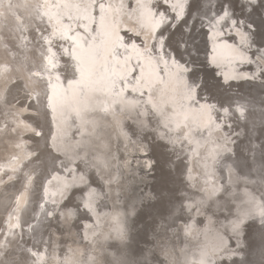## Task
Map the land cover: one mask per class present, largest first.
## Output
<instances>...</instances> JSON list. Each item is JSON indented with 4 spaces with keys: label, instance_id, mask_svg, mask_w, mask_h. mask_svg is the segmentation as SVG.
Returning a JSON list of instances; mask_svg holds the SVG:
<instances>
[{
    "label": "snow or ice",
    "instance_id": "snow-or-ice-1",
    "mask_svg": "<svg viewBox=\"0 0 264 264\" xmlns=\"http://www.w3.org/2000/svg\"><path fill=\"white\" fill-rule=\"evenodd\" d=\"M14 7L0 16V264H92L71 246L60 260L58 235L114 249L106 264H143L149 241L161 250L150 264H264V0ZM109 11L123 14L110 42L96 26ZM53 76L70 97L71 145ZM28 191L42 218L22 206ZM201 235L197 256L187 240Z\"/></svg>",
    "mask_w": 264,
    "mask_h": 264
},
{
    "label": "bare ground",
    "instance_id": "bare-ground-1",
    "mask_svg": "<svg viewBox=\"0 0 264 264\" xmlns=\"http://www.w3.org/2000/svg\"><path fill=\"white\" fill-rule=\"evenodd\" d=\"M17 0H12L13 3V8H9L7 5H4L2 7H0V16H8L9 20L11 19V15L10 13L12 11H23L22 9L18 10L14 7V5L16 4ZM123 14H121L120 16H117L115 21H113V13L111 11H109L108 16L106 18V20L101 21L100 18H97L96 20V26H97V30L101 31V25H103V29L104 32L102 34V39L106 40V41H114L115 40V32H118L121 26V17ZM54 23V21H53ZM85 23L88 24V27L91 28L92 27V23L91 21H85ZM123 23H128L131 24L132 21H128L126 17L123 18ZM7 41H5L6 43ZM67 46H71V42H69V45ZM121 53H123V49L119 50ZM73 55H75V49H73L72 52ZM65 55H67V53H65ZM10 59V58H9ZM57 60H59V55H57ZM21 73L25 74L26 73V69H21ZM95 79V76H90L87 79H85L83 82L77 84L76 88L77 91L81 88H83L85 91H87L90 87H92V81ZM52 82L53 85L55 86V95L51 101V103H53L56 107H57V112H56V116H57V120L54 121V123H59L60 125V131L61 134L63 135L64 141L66 142V144H74L75 139H78L79 136L77 134V125L74 123L73 121V116L74 114L70 113L67 115L66 118L61 116V108L60 105L62 104H67L70 102V97L65 96L64 90L62 85L57 84L55 76H53L52 78ZM247 87V86H246ZM254 95H256L257 97L260 95L258 90H254ZM41 98L43 99V96L41 94ZM122 123L123 118H121ZM27 135V134H26ZM113 150H115V144H113ZM0 163H3V161H0ZM50 187V186H49ZM50 191H54V189H52L50 187ZM242 191L241 188H237V192L240 193ZM42 195V193L40 194ZM47 199V198H45ZM37 202L38 203H44V200L39 199V196L34 197L31 191L25 192L24 193V197H23V202H22V206L27 205L29 212L31 213V209H35V216L38 218H42V214L40 213V209L37 206ZM45 208L48 207L47 204L44 205ZM103 211H108V208H104L102 209ZM3 215V209H0V216ZM25 218H31V217H25L24 215L21 216V223H23V220ZM3 219L5 221H7V216H3ZM32 223L35 224L36 223V219L32 218ZM224 223L226 224L227 221H224ZM7 225L5 224V227ZM198 227L203 228L204 225L203 224H198ZM214 228H219V225H213ZM221 231H223V229H221ZM209 236L211 237V233H209ZM27 239V237H26ZM101 243H107V244H111L112 241H108V242H101ZM188 243V251L191 252H196V255L198 256V249L199 247L206 243L204 236L202 235L200 239H198L197 242H190L189 238L187 240ZM149 247H146L143 249V252L140 254L141 256L144 257L143 259V264H150V262H153L157 259L158 254H160L161 250L156 249L155 247L152 246V242L149 241L148 242ZM53 246L55 248L57 257L62 260L64 255L68 254L67 253V248L68 246H71L73 249H77L80 248L81 251L83 252V255L80 256L79 258L82 260H87V258L89 256H92L95 258V260L92 261V264H96L97 261H100L101 264H106V261L111 259V256L109 255L110 252L115 251L114 249L109 248L108 251H105L103 253L99 252V251H94L92 250L91 246H85L84 242H79L78 239L74 236H57V238L54 240L53 242ZM184 246V241L183 240H176L174 242L173 247L175 249H177V258H180L179 256V252L178 249L182 248ZM95 247L97 249H99L101 247L100 243H97L95 245ZM151 248V251H150ZM117 255H120L119 252H117ZM128 259H132L133 257L129 256L127 257ZM163 255H160V259H163Z\"/></svg>",
    "mask_w": 264,
    "mask_h": 264
},
{
    "label": "rangeland",
    "instance_id": "rangeland-1",
    "mask_svg": "<svg viewBox=\"0 0 264 264\" xmlns=\"http://www.w3.org/2000/svg\"><path fill=\"white\" fill-rule=\"evenodd\" d=\"M201 236H202V235H201ZM201 236H200L198 239H200V238H201ZM198 239H195V240H194V239H192V238H189V241H190L191 243H192V242H194V243H195V242H197V241H198Z\"/></svg>",
    "mask_w": 264,
    "mask_h": 264
}]
</instances>
